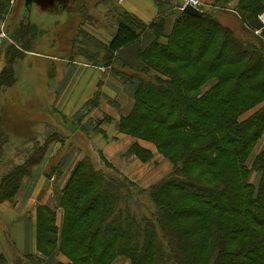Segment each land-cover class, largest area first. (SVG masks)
I'll use <instances>...</instances> for the list:
<instances>
[{
	"label": "trees",
	"instance_id": "1",
	"mask_svg": "<svg viewBox=\"0 0 264 264\" xmlns=\"http://www.w3.org/2000/svg\"><path fill=\"white\" fill-rule=\"evenodd\" d=\"M8 1L0 0V20ZM240 2V9H250L243 17L237 13L248 34L244 26L264 10V0ZM155 4L158 15L150 22L115 10V31L101 46L106 62L98 65L86 56L136 84L134 106L118 129L153 143L171 164L145 188L153 210L136 219L127 203L134 191L145 189L95 168L84 156L55 198L63 210L60 227L55 209L38 205L36 253L16 254L14 264H112L118 258L126 264H264V144L248 163L264 133V104L241 118L264 102V28L254 36L256 47L208 11L194 16ZM34 31L24 22L16 28L12 38L21 46L6 50L0 87L13 83L12 63L30 48ZM147 32L152 40L140 52L141 69L114 55ZM128 151L142 161L153 157L137 142ZM43 152L44 146L36 148L1 177L0 202L14 199ZM7 262L0 252V264Z\"/></svg>",
	"mask_w": 264,
	"mask_h": 264
},
{
	"label": "crops",
	"instance_id": "2",
	"mask_svg": "<svg viewBox=\"0 0 264 264\" xmlns=\"http://www.w3.org/2000/svg\"><path fill=\"white\" fill-rule=\"evenodd\" d=\"M143 1L145 0H118V6L143 21L150 22L158 15V8L153 1L147 7ZM200 1L201 9L205 11L216 6V0ZM169 5H172L173 11H179L180 0H171ZM101 6L104 11V5ZM2 22L1 28L5 25L4 18ZM39 22H42L41 19ZM252 24L254 27L259 26L257 20L252 21ZM115 28L113 23L111 33L104 34V43L109 41ZM151 40L152 35L147 32L138 41L118 49L114 55L130 68L141 69L144 62L140 52ZM40 76L37 81H22L21 87L30 89L37 85L36 91L29 92H36L37 102L46 106L52 122L42 121L39 126L41 136L37 140L41 141H36V144L44 146L41 159L32 167L29 175L21 178L14 199L0 202V212L12 208L18 222L17 233L12 235L10 243L12 252L4 247V252L0 251L6 257L7 264H14L16 253H36L38 205L55 209L56 224L60 227L63 210L56 205L55 198L69 180L77 161L89 156L86 151L99 153L101 158L97 162L104 164L105 159L123 176L138 184H152L171 169V165L156 151L153 143L118 129L120 118L127 115L134 106L135 83L124 82L109 67L94 66L86 60H73L61 66L52 65L47 73L45 69L40 70ZM16 83L15 77L11 85L0 87V91L6 88L8 92ZM27 92L21 88L20 101L30 99ZM55 134L64 137L56 139L53 136ZM134 142L152 151L150 161H142L136 154L128 151ZM4 149L10 148L4 145ZM58 259L64 261L61 257Z\"/></svg>",
	"mask_w": 264,
	"mask_h": 264
},
{
	"label": "rangeland",
	"instance_id": "3",
	"mask_svg": "<svg viewBox=\"0 0 264 264\" xmlns=\"http://www.w3.org/2000/svg\"><path fill=\"white\" fill-rule=\"evenodd\" d=\"M150 1L158 2L163 9H166L171 0L169 3H167L168 0H145L143 1L144 6L147 7ZM101 5H104V11ZM240 6V0H222L208 10L207 14L215 16L222 24L234 30L236 36L246 38L258 47L254 37L256 34L250 30L247 24L244 27L248 34H243L241 31L242 24L238 14H241L242 17L244 14L248 15L250 9L244 7L240 9ZM118 8V0H9L7 2L3 17L5 25L2 29L6 38L0 43V68L5 64L6 50L10 46H18L19 48L21 46V43L12 38L19 24L21 22L29 23L35 27V31L34 37L29 36L31 41L30 48H27L29 50H24L12 63L17 83L12 89L7 90L8 92H6V88L0 91V121L3 123L0 130V146L2 145L0 150V179L9 169L21 163L28 156H32L35 149L40 147L36 144V141H41V139L37 140L41 136L39 126L42 125V121L52 120L46 106H41L37 102L36 92H29V90L36 91L37 85L27 89L25 86L21 87L22 81H37L41 77L40 70L45 69L47 73L52 65L61 66L73 60L83 61L87 60V57L98 65L104 64L106 61H104L105 55L101 46L104 44V34L111 33L110 28L116 20L114 12ZM262 11L264 12V10H259L249 16L251 17L250 21ZM40 19L42 22L38 23ZM2 24L3 22L1 23L0 20V29ZM260 39L264 44V37H260ZM116 66L118 65H115V68ZM238 82L240 83V81ZM21 88L28 91L27 94L30 99L20 101L19 92ZM263 104L264 102H261L246 111L241 115V118L257 110ZM53 136L56 139L64 137L58 134ZM263 144L264 133L249 156V164ZM4 145L10 149L5 150ZM86 152L95 168L101 169L105 173L123 176L116 168L111 167V169V164L105 162V159H103L104 164L97 162L101 158L99 153ZM168 163L170 164L169 161ZM250 180L256 183L258 174L252 171ZM150 184L137 183L138 188H141L140 190L147 188ZM98 199L102 200L103 197ZM127 204L128 209L136 219H139L142 214H149L151 209L153 210V204L148 198L146 189L134 191ZM14 216L15 213L12 208L0 212V251L2 252H4L3 247L12 252L10 250L12 235L16 234L18 230V222ZM58 257L64 261L67 260L63 255ZM126 263L127 261L118 258L112 264Z\"/></svg>",
	"mask_w": 264,
	"mask_h": 264
},
{
	"label": "built area",
	"instance_id": "4",
	"mask_svg": "<svg viewBox=\"0 0 264 264\" xmlns=\"http://www.w3.org/2000/svg\"><path fill=\"white\" fill-rule=\"evenodd\" d=\"M186 5H190L192 7L202 10L201 9L202 3L200 0H180L179 9L182 10ZM256 20L259 22V26L254 27L253 24L251 23L250 28L253 30L255 34H259L261 29L264 28V12L259 14ZM2 29L3 28L0 29V43H2L6 38L5 32Z\"/></svg>",
	"mask_w": 264,
	"mask_h": 264
},
{
	"label": "water",
	"instance_id": "5",
	"mask_svg": "<svg viewBox=\"0 0 264 264\" xmlns=\"http://www.w3.org/2000/svg\"><path fill=\"white\" fill-rule=\"evenodd\" d=\"M184 12L194 15V16H199L202 15L204 13V11L197 9L195 7H192L190 5H186L183 9Z\"/></svg>",
	"mask_w": 264,
	"mask_h": 264
}]
</instances>
